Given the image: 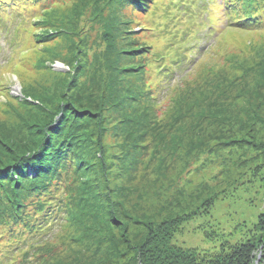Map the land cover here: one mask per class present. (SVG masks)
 I'll return each instance as SVG.
<instances>
[{
  "label": "rangeland",
  "instance_id": "obj_1",
  "mask_svg": "<svg viewBox=\"0 0 264 264\" xmlns=\"http://www.w3.org/2000/svg\"><path fill=\"white\" fill-rule=\"evenodd\" d=\"M38 1L27 11L20 6L13 13L0 11V122H22L30 129L41 109L58 97L81 47L83 59L96 65L75 78L78 85L68 92L62 112L72 111L66 122L73 135L81 132L83 112L95 119L84 131L96 129L98 121L101 138L89 143L101 148L102 182L118 191L116 200H124L127 214L136 204L141 221L158 223L184 208L193 210L173 237L184 248L214 251L221 238H245L264 212V166L256 178L251 174L264 162V152L255 156L258 147L264 150V129L255 131L248 118L260 110L264 115L263 17L261 25L248 29L229 26L220 0H145L140 6L116 0ZM173 55L186 61L168 79L160 78L157 69ZM218 116L235 120L236 128L217 124ZM241 138L247 141L241 147L229 146ZM92 163L90 168L99 171ZM77 174L70 215L15 264L22 259L28 260L24 264L126 262L124 254L111 257L109 242L113 236L124 241L140 234L141 226L127 231L130 221L124 216L117 218L127 224L123 232L116 224L107 231L98 227L101 219L92 217L83 199L93 176ZM138 190L146 196L139 198ZM180 192L184 197L177 198Z\"/></svg>",
  "mask_w": 264,
  "mask_h": 264
},
{
  "label": "trees",
  "instance_id": "obj_2",
  "mask_svg": "<svg viewBox=\"0 0 264 264\" xmlns=\"http://www.w3.org/2000/svg\"><path fill=\"white\" fill-rule=\"evenodd\" d=\"M116 1L118 5L124 2L140 6L145 0ZM220 1L222 15L229 26L248 29L261 25L258 22L260 17L264 19V0ZM34 3L39 1L0 0V11L13 13L16 6L27 11V7ZM262 21L264 24V20ZM23 22H19L18 25L21 26ZM37 36H46V34ZM192 47L191 49L197 50L196 47ZM80 48L75 51L76 62L73 61L74 65L73 63L69 65L72 71H61L66 72L68 79L58 90V97L51 101L50 108L45 109L44 106L41 109L42 114L33 122L30 129L22 122L14 126L5 121L0 122V230H3L0 232V264H15L19 256L24 258L30 250L34 252L37 244L54 235L55 224L57 227L60 226L64 217L70 215L69 207L73 205L75 198L70 197V191L73 190V183L78 178V171L89 172L93 176V184H85L87 193L83 199L86 201L84 205L90 206L91 214L94 215L92 217L101 219L97 224L98 227H105L107 231L110 224H116L123 232L127 224L122 226L117 222V218L124 216H129L127 231L133 226H141L140 234H131L130 238L124 241L113 236L112 241L109 242L108 252L111 257L126 255L124 264H254L256 260L259 264H264V212L257 217L249 233L245 234V238L235 239L230 235L226 239L221 238L223 241L220 247L214 251L184 248L173 243L174 234L192 217L193 210L187 211L184 208L181 214L169 216L158 223L141 221L142 214H136L134 209L136 204L128 207L131 216L127 214L124 200L122 198L116 200L118 191L108 190L102 182L106 170L102 159L97 155L101 148L89 143V141L97 142L101 138L98 121H95L96 129L90 128L84 131L85 126L89 125L88 122L95 119L88 117L89 112H83L86 116L80 117L83 120L81 132L73 135L71 124L66 122L67 114L71 115L72 111L68 110L67 114L62 112L68 103V92L78 85L79 80L77 82L75 78L79 79L81 72L87 70L86 66L96 65L94 63L96 60L83 59L86 55ZM191 49L189 57H193ZM172 57L169 64L157 69L160 78L168 79L172 70L180 68L184 64L183 61H186L185 56ZM160 83L158 85H161ZM23 92L24 95L30 96L27 90ZM220 113L223 112H218V115ZM248 118L255 131L258 128L264 129V115L261 110L250 113ZM215 121L229 131L235 129L234 124H237L231 118L220 116L215 117ZM238 129H243V126ZM76 135L81 138L80 142L75 139ZM246 142L245 138L230 140L229 146L241 147ZM256 150L255 156L264 152L261 147ZM92 161H95L94 164L99 167V171L90 168ZM263 166L264 162L255 164L251 169L252 176L256 178V175L261 174ZM91 180L87 179V181ZM137 193L139 198L146 196L140 190ZM178 197L182 198L184 194L180 192ZM177 198L174 197V200L176 201ZM214 231L219 236L218 231ZM106 233L108 236V232ZM2 241L4 244L1 247ZM101 242L102 240H99L98 244ZM124 246L127 247L123 248ZM21 261V264L28 262L26 259Z\"/></svg>",
  "mask_w": 264,
  "mask_h": 264
},
{
  "label": "water",
  "instance_id": "obj_3",
  "mask_svg": "<svg viewBox=\"0 0 264 264\" xmlns=\"http://www.w3.org/2000/svg\"><path fill=\"white\" fill-rule=\"evenodd\" d=\"M256 262V261H255Z\"/></svg>",
  "mask_w": 264,
  "mask_h": 264
}]
</instances>
